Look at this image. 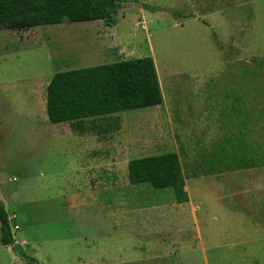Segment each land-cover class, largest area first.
<instances>
[{
  "label": "rangeland",
  "instance_id": "374dc122",
  "mask_svg": "<svg viewBox=\"0 0 264 264\" xmlns=\"http://www.w3.org/2000/svg\"><path fill=\"white\" fill-rule=\"evenodd\" d=\"M125 1L113 26L0 29V200L35 260L0 243V264H264V166L235 160L264 155V0ZM141 56L161 104L48 120L54 72ZM170 151L187 202L128 182V160Z\"/></svg>",
  "mask_w": 264,
  "mask_h": 264
},
{
  "label": "trees",
  "instance_id": "16d2710c",
  "mask_svg": "<svg viewBox=\"0 0 264 264\" xmlns=\"http://www.w3.org/2000/svg\"><path fill=\"white\" fill-rule=\"evenodd\" d=\"M125 0H0V29L102 20L113 26ZM163 95L152 56L132 57L54 72L46 85L45 109L51 123H68L72 130H94L95 120L110 119L125 110L161 104ZM90 124V125H88ZM99 127V126H98ZM235 160L241 167L264 166V155L246 145ZM130 184L171 187L177 203L187 202L185 178L175 151L133 158L127 162ZM0 243H14L10 219L0 200Z\"/></svg>",
  "mask_w": 264,
  "mask_h": 264
},
{
  "label": "water",
  "instance_id": "95a60500",
  "mask_svg": "<svg viewBox=\"0 0 264 264\" xmlns=\"http://www.w3.org/2000/svg\"><path fill=\"white\" fill-rule=\"evenodd\" d=\"M10 248H11L12 250L17 251L19 255H22V256L28 258V259L31 260V261H35L33 258L28 257L27 255H25V253H24V251H23V246H22L20 243L15 242V243L11 244V245H10Z\"/></svg>",
  "mask_w": 264,
  "mask_h": 264
},
{
  "label": "crops",
  "instance_id": "0c3cea01",
  "mask_svg": "<svg viewBox=\"0 0 264 264\" xmlns=\"http://www.w3.org/2000/svg\"><path fill=\"white\" fill-rule=\"evenodd\" d=\"M159 78V77H158ZM160 83V82H159ZM176 263V262H175ZM175 263H172V264H175ZM190 264V261L188 262ZM178 264H181V262H178Z\"/></svg>",
  "mask_w": 264,
  "mask_h": 264
},
{
  "label": "built area",
  "instance_id": "2783aa9c",
  "mask_svg": "<svg viewBox=\"0 0 264 264\" xmlns=\"http://www.w3.org/2000/svg\"><path fill=\"white\" fill-rule=\"evenodd\" d=\"M15 228H17V226L15 225Z\"/></svg>",
  "mask_w": 264,
  "mask_h": 264
}]
</instances>
